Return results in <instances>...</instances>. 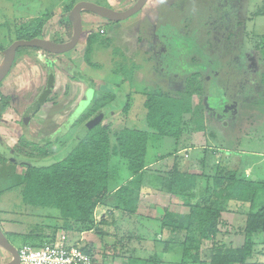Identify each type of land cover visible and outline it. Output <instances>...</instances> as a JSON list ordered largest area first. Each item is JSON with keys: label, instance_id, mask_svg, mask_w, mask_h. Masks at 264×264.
I'll return each mask as SVG.
<instances>
[{"label": "rangeland", "instance_id": "rangeland-1", "mask_svg": "<svg viewBox=\"0 0 264 264\" xmlns=\"http://www.w3.org/2000/svg\"><path fill=\"white\" fill-rule=\"evenodd\" d=\"M58 1L60 0H44L47 5V12L50 11V5H58ZM70 1L68 0V4ZM89 1L107 5V0ZM109 1L118 11H123L122 9L129 7L134 2V0ZM149 2V6L158 5L159 19L152 25H149L150 21L141 25L142 27L150 26L154 29L155 35L160 39L159 41L165 44L163 48H169L172 53L166 57L164 56L165 51L160 52L150 58L148 65L142 67L147 71V76L144 79L148 87L156 84L157 87L160 86V89L177 94L182 91L186 79L195 73L199 76L197 80L198 93L193 95L192 100L194 104L201 103L203 111L200 115L201 118L193 115L185 116L182 143L191 148L186 153L187 158L183 161L184 164L197 162L199 150H204L202 157L198 159L202 161L203 166L198 170L210 178L218 174L222 167L235 165L238 162L237 157H242L243 166L241 168L243 167L244 175L258 181L264 180V157H261L264 154V106L258 104L260 98L255 94L256 86L261 84V76L264 75V0H149ZM3 9L5 12L2 11ZM0 11L5 17L9 16L11 12L7 7L1 8ZM84 14V18H88V16L93 18L89 13ZM140 14L133 15L121 24L123 32H132L134 22L138 20ZM106 22L108 25L105 27L109 34L111 23ZM87 25L86 22L84 27L87 28ZM22 27L26 28L27 26L22 25ZM93 32L97 41L99 40L94 45L91 54V62L94 67L84 63L81 65V70L79 66L74 65L81 76L75 75L74 72L69 75L63 71L72 82L82 84L85 89L84 98L76 105L82 89L80 88L74 89V98L72 97L73 93H71L70 100L64 99V96L67 97L68 93L71 92L70 85H67L62 95L61 92L60 96L59 94L55 95V100L63 102L57 106L63 107L65 114L71 113L74 109L68 119L72 122L75 118L74 122L71 125H66L67 121H65L53 136L38 142L29 139L34 143L33 149L36 150L27 154L22 153L28 158L37 161L46 160L42 158L43 152H47L50 156L57 155L58 152L60 153L65 149V146L71 144L73 137L80 131L79 124L76 122L79 119L82 120L83 112L89 111L96 100L101 98V96L96 97L99 82L105 81L103 83L108 85V88H111L114 93H118V95L114 94L112 101L108 99L107 105L111 103L107 106L109 110L121 111L126 104L125 96L129 91L128 88L126 89L124 84H116L115 87L110 84L108 79L112 75L111 71L118 69L125 71L124 74L127 77H132V69L138 68L137 64L141 58L132 60L120 56L123 48L121 49L115 39L109 40L110 43L103 44L101 42H105L108 35H100L99 28L96 26ZM54 40L57 41V39ZM44 61H46L45 65L48 71L51 70L47 59ZM67 61V65L71 66L69 60ZM167 63L172 66L174 72L169 70ZM54 64V66L52 65L54 69L57 67L64 70L67 66L64 63ZM169 76H173V78ZM164 80L166 81L165 84L162 82ZM91 84L94 85L95 91L86 89ZM130 100L133 102L137 115L140 114L141 97L137 95L131 97ZM100 101L106 103L104 100L100 99ZM130 114L131 111L128 115ZM109 115L107 117H110ZM120 115H112L113 121L109 118L101 122L102 126L109 129L111 142H114V133L120 129L124 127L135 128L136 126L130 122L127 124L124 120L125 115L123 114L121 119L122 116ZM57 126L58 124L55 126L51 124L48 132L53 131ZM32 142L31 144H33ZM0 145L1 153H8L5 144L1 143ZM180 145L182 144H176L171 138L151 139L145 160L150 163L153 159L165 156V160L156 166L158 167L165 162H170L169 164L172 165V161L177 156L172 154L180 149ZM217 149H228L233 157H217L219 155ZM221 152L224 154L223 150H220ZM179 159L182 160L183 157ZM123 166L125 171V165ZM146 181L149 179L145 178ZM15 189L17 187L1 196L0 228L17 251L23 244L50 237L57 230L68 232V237L72 241L75 240L76 235L74 228L77 233L83 230L73 220L61 217L59 210L53 207L33 209L25 206L20 201L19 194L15 193ZM260 197L261 195H259ZM259 198L255 203L256 205L261 203ZM159 202L161 203L160 199ZM164 203H166V199L163 200L162 204ZM150 209L151 207H149ZM2 211L10 213L3 214ZM28 211L32 212L31 215H26ZM97 215L99 216L98 211ZM3 220L10 221L11 224L4 223V225ZM65 225L72 230L66 231ZM7 230L13 231L19 236L9 237ZM1 252L4 251L0 249Z\"/></svg>", "mask_w": 264, "mask_h": 264}, {"label": "crops", "instance_id": "crops-1", "mask_svg": "<svg viewBox=\"0 0 264 264\" xmlns=\"http://www.w3.org/2000/svg\"><path fill=\"white\" fill-rule=\"evenodd\" d=\"M82 1L94 3L93 1L89 0H79L78 2ZM148 1L145 6L135 14L137 15L141 13L137 18L138 20H134L135 22L132 32H123L121 24L126 20L121 22H110L111 31L108 34L105 27V25L108 24L105 20L101 21L99 18L97 19V17L92 15L91 16L93 18L90 16H88V18H84V13L81 15V19L83 33L86 30L84 25L87 22L89 25V27L88 25L87 27L89 29L94 30L96 26L99 28V30H103L102 34L99 33L100 35H108L107 39L110 41L111 39H115V41L120 45L121 49L123 48L122 50L118 49L121 50L122 53L120 56L127 59L130 58L132 60L141 58L137 64L138 68L136 69L134 67L132 69L133 73L132 77L130 76V78L124 75L122 71L117 74H115L114 71H111L112 75L108 79L109 82H111L110 84L114 85L115 87L116 84H124L126 89L128 88L129 90L125 96L127 102L123 106V108H125V105H127V108L122 109L121 111L113 110L109 113L110 117H106L104 120L110 118L113 121L112 115L118 116V114H121V119L123 118L124 114V120H126L127 124L130 122L131 124L136 125L135 128H127L150 132L144 120L145 110L143 108V102L145 100V95L149 91L160 89V86L157 87L155 84V86L152 85L151 87H148V84L144 79L145 76H147V71L142 69V67L148 65L150 58L156 54L165 51L166 53L164 56L169 57L172 52L169 51V48H163L165 47V44H163L162 41H159L160 39L157 35H155L156 33L154 29H152L150 26L142 27V23L144 22L146 23L147 21H150L149 25H152L153 22L155 23L157 19H159L158 5L153 7L152 4L149 6L150 2L148 3ZM58 2V5H50V11L47 12V5L44 0H0V9L7 7L11 11L10 15L6 17L5 15L1 14L2 11L5 12V9L0 11V66L4 60L5 49L13 41L19 39L27 40V38H24L26 32L24 31V27H22V25H30V22L32 21L37 23L41 22L43 24L41 29V34L43 37L38 38L50 40L55 43L59 42L55 41L54 39H66L65 27H59L57 30H48L51 25L56 24L58 17L61 13H63L64 6L67 5L68 0H60ZM110 2L111 1L107 0V5H98L118 11L116 7ZM135 2L136 0H134L131 6ZM66 42H68V40L63 43ZM97 48H99V46H97ZM84 49L85 38L83 35H81L78 44L72 50L60 55L55 54L56 56H54L53 59H56L62 63L69 60L72 66L77 65L81 68V65L84 64ZM45 59H47L49 64L52 61V59L44 54L43 51L41 52L40 50L32 48L19 50L18 54L15 56V60L10 70L0 83V140H2L0 144H5V146L8 148L9 155L13 154L14 145L22 138L26 139L27 142L30 141L29 139L38 142L44 138L53 136L62 127V124L65 123V121H67L66 125H71L74 122L75 118L72 122L68 121L74 109L71 113L65 114V109L63 107L59 108L57 106L59 104H63V102L55 100V95L59 94L60 96V92L62 95V92L65 91L67 85L71 86V92L70 94L68 93L67 97L64 96V99L68 98L70 100L69 96L71 93H73L74 89L78 90L80 88L82 89L80 95H78L79 97L76 105H78V103L85 96V89L81 83L72 82L71 79H69L68 76H66V74L63 72V70L58 69L57 67L54 69L52 67L55 82L51 95L48 97L47 101H45L35 110L33 105L41 96L46 87L48 69L45 65ZM165 62H167V60H165ZM54 65L55 64L53 63V66ZM167 66L171 72H174V69L171 65L167 63ZM169 77L173 78V76ZM103 82L105 83V81H102L99 82V84ZM162 82L164 84L166 83L165 80ZM137 95L138 97H141L142 102L140 110L141 112L138 115L133 106V102L130 100L131 97H136ZM72 97L74 98V93ZM130 111L131 114L128 115ZM203 115L205 114L203 113ZM129 116L130 119H128ZM185 116L189 115H184V120ZM51 124L54 126L55 124H58V126L53 131L48 132V128ZM183 134L177 141H175L176 144H182L180 145V149L173 152L172 154L177 155L176 157L179 158L183 157V159L180 161L176 160V162L173 160L172 165L169 164L170 162H165L158 167L156 165H159L160 162H163L165 159L159 160L158 157L150 161V163L145 160L144 170L146 169V172L144 173L143 179H141L140 183L135 182L136 177L126 170V166L125 171L123 170V165H125L124 161L117 159V157L110 159L108 164L107 194L105 198L96 206L93 212V225L90 229L77 233L74 237L75 240H73L78 241L82 239L81 245L90 251L94 257L96 256V261L94 259V264H179L182 253V245L175 239L164 241L168 235L165 231H162L159 218L161 217L164 209H167L173 213L187 214L188 207L184 206L180 198L177 196L161 192L153 177L157 173L156 171L163 170L161 173L164 172V170L170 171L175 164L177 165L176 167L178 171L181 173H191L196 175L204 174V172L198 170L202 163V161H199L198 159L202 157L204 150H199L200 152L197 162L184 164L183 161H185L187 158L186 153L191 147H187V145L185 146L182 143ZM220 150H223L224 154L223 152L220 153ZM216 151H218L217 153L219 154L217 157H233L232 153H230L228 149H217ZM146 157L147 153L145 159ZM261 157H264V154H262ZM18 158L37 161L23 155H20ZM242 164L243 159L241 157V164L238 168L240 171H242L243 168H241V166H243ZM235 166L236 163L235 165L233 164L228 168L230 170H234ZM25 174V166L19 165L8 158L1 159L0 199L1 196L5 194V192H11L12 188L17 187V189H15V193L19 194L20 201L23 203L22 189L24 185ZM160 176L164 177L165 175L161 174ZM145 178H148L149 181L145 182ZM258 182H264V180ZM131 184L133 186H130ZM121 186L131 187L130 189L133 191V199L135 202L132 204L131 209L125 210L126 208L123 209L116 206L115 192ZM159 199L161 200V203L159 202ZM164 199H166V203L162 204ZM149 207H151L150 210ZM5 211H2L1 213H10ZM97 211L99 212V216L97 215ZM31 213L32 212L28 211L26 215H31ZM9 215L12 216V214ZM23 217L25 216L23 215ZM240 217L242 216L239 215L238 211L222 214L223 222H220L221 224L217 227V242H222L226 246L230 245L232 248H237L242 245L244 237L241 234V230H239L237 226ZM2 222L3 224H11L10 221L7 220H3ZM8 234L9 237L19 236V234L13 231H8ZM6 238L8 239V237ZM255 249L259 252V254L258 256L256 255V257L253 258L251 262L264 263V245L256 246ZM1 253L0 258L2 260L0 261V264L8 263L10 260L9 254L5 251Z\"/></svg>", "mask_w": 264, "mask_h": 264}, {"label": "trees", "instance_id": "trees-1", "mask_svg": "<svg viewBox=\"0 0 264 264\" xmlns=\"http://www.w3.org/2000/svg\"><path fill=\"white\" fill-rule=\"evenodd\" d=\"M77 2V0H71L69 4L67 3L56 24L51 25L48 29L50 31L65 27L66 39H57L59 43L69 41L71 37V23L65 21V18ZM42 26L41 22H30V25L24 28L26 32L24 38L31 40L43 37L40 30ZM82 35L85 38L84 63L94 67L91 62V54L94 45L99 40L97 41L93 30L88 27L84 33L82 32ZM101 43L107 44L110 41L106 39ZM43 53L52 59L50 68L53 63L59 65L62 63L53 59L54 54ZM69 63L71 64L70 61ZM64 64L67 65L68 61H64ZM120 70L118 69L114 73L117 74ZM63 71L69 75L74 72L75 75L81 76L72 64L71 66L67 65ZM121 71L123 72V70ZM198 78L199 76L195 73L186 79L182 91L177 94L162 89L149 91L145 95L143 108L145 110L144 120L150 132L124 127L114 133V142L110 140L109 129L102 126L101 122L113 111L107 107L111 104L107 105L108 99L112 101L114 94L118 95V93H114L111 88H108V85L100 83L96 97L101 96V98L96 100L89 111L83 112L82 120L79 119L76 123L79 124L80 129L95 116L100 115L101 121L88 130L84 138L60 162L49 167H26L22 189L23 203L33 209L53 207L59 210L61 217L73 220L76 225L82 227L83 230L80 232L90 229L93 225V212L107 194L110 159L117 157L124 161L126 170L136 177V183H140L146 172V169L144 170L145 156L149 140L171 138L177 141L184 132V115L198 117L202 114V104H194L192 100L193 95L198 93ZM54 82L55 77L51 69L47 74L46 87L33 105L35 110L47 101ZM86 89L95 91L93 84ZM255 90V94L260 98L258 104L264 106V75L261 76V84L257 85ZM100 99L106 103H101ZM126 106L125 108H127ZM34 146V143L31 144L30 141L27 142L22 138L14 145L13 154L0 152V160L8 157L18 158L23 155L22 153L27 154L36 150L33 149ZM42 154L44 159L56 155L50 156L47 152ZM164 158L165 156L160 157L159 160ZM237 158L238 162H236L234 170L224 166L219 173L217 172L218 174L210 178L205 174L181 173L176 164L170 171L164 170L162 173L163 170L156 171L153 178L160 191L177 196L183 205L188 207L187 214L173 213L164 209L159 218L162 231L168 235L164 241L175 239L182 245L179 264H264L251 262L259 254L255 247L264 245V182L249 178L244 175L243 170H238L241 158ZM176 160L180 161L179 157H175V162ZM161 174L165 176L162 177ZM130 188L121 186L115 192L117 207L126 208L125 210L132 208L135 201ZM259 195H261L260 198ZM258 198L261 203L256 205ZM232 211H238L242 216L239 218L237 226L241 230L244 241L237 248L216 241L217 227L221 224L220 222H223L222 214ZM64 229L69 232L72 230L67 225L64 226ZM75 231L74 228V234H77ZM57 232L59 231H55L50 237L43 238L44 241L54 237ZM43 239L28 244L37 245V243H42Z\"/></svg>", "mask_w": 264, "mask_h": 264}, {"label": "water", "instance_id": "water-1", "mask_svg": "<svg viewBox=\"0 0 264 264\" xmlns=\"http://www.w3.org/2000/svg\"><path fill=\"white\" fill-rule=\"evenodd\" d=\"M148 0H136V2L130 6L129 8L123 11H115L111 8L101 6L91 2H78L76 3L68 16L65 18V21L71 23L72 33L68 42L66 43H55L50 40L33 38L31 40H15L13 41L4 51V60L0 66V83L7 75L10 70L14 60L16 53L21 48H32L38 49L43 52H47L50 54H64L70 50H72L79 42L82 35V19L81 15L84 12L92 14L98 18L104 19L108 22H121L126 20L136 13H138L147 3ZM101 121V116H95L94 118L88 120L78 131L75 138L72 140L71 144L67 146L62 152L53 156L50 159L42 160V161H32V160H24L15 157H8L9 160H12L19 165L25 167H49L52 166L61 160H63L81 141L86 132L90 130L95 124ZM0 248L7 252L10 256V260L5 264H19V258L17 250L14 246L8 241L2 230L0 229Z\"/></svg>", "mask_w": 264, "mask_h": 264}, {"label": "built area", "instance_id": "built-area-1", "mask_svg": "<svg viewBox=\"0 0 264 264\" xmlns=\"http://www.w3.org/2000/svg\"><path fill=\"white\" fill-rule=\"evenodd\" d=\"M81 242L82 239L72 241L66 232L59 231L40 244H23L17 251L19 264H94V256Z\"/></svg>", "mask_w": 264, "mask_h": 264}]
</instances>
